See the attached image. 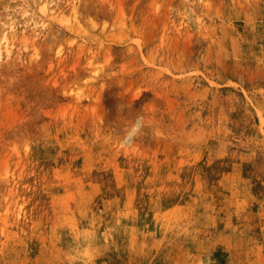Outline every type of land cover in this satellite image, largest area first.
Masks as SVG:
<instances>
[{"label":"rangeland","instance_id":"rangeland-1","mask_svg":"<svg viewBox=\"0 0 264 264\" xmlns=\"http://www.w3.org/2000/svg\"><path fill=\"white\" fill-rule=\"evenodd\" d=\"M3 34L0 264H264V0H0Z\"/></svg>","mask_w":264,"mask_h":264},{"label":"clouds","instance_id":"clouds-1","mask_svg":"<svg viewBox=\"0 0 264 264\" xmlns=\"http://www.w3.org/2000/svg\"><path fill=\"white\" fill-rule=\"evenodd\" d=\"M125 105H119V110L123 111ZM145 126H150L153 129L152 123L145 120V116L140 114L136 116L133 121L124 125V132L121 136L120 147L121 148H128L130 150L134 149V146L137 141L138 136L145 135ZM207 264H213L211 258L207 260Z\"/></svg>","mask_w":264,"mask_h":264},{"label":"bare ground","instance_id":"bare-ground-1","mask_svg":"<svg viewBox=\"0 0 264 264\" xmlns=\"http://www.w3.org/2000/svg\"><path fill=\"white\" fill-rule=\"evenodd\" d=\"M1 39H2V41H1ZM1 39H0V57H1V54H2V51H3V49H2L3 46H5V50H6V52H9V50H8V48H7L8 40L6 39V35L3 34L2 37H1ZM2 42H3L4 44H3Z\"/></svg>","mask_w":264,"mask_h":264}]
</instances>
